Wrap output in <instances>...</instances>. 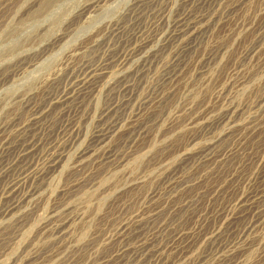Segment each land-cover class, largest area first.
Segmentation results:
<instances>
[{"label":"rangeland","instance_id":"1","mask_svg":"<svg viewBox=\"0 0 264 264\" xmlns=\"http://www.w3.org/2000/svg\"><path fill=\"white\" fill-rule=\"evenodd\" d=\"M0 264H264V0H0Z\"/></svg>","mask_w":264,"mask_h":264},{"label":"bare ground","instance_id":"2","mask_svg":"<svg viewBox=\"0 0 264 264\" xmlns=\"http://www.w3.org/2000/svg\"><path fill=\"white\" fill-rule=\"evenodd\" d=\"M73 127V126H72Z\"/></svg>","mask_w":264,"mask_h":264}]
</instances>
